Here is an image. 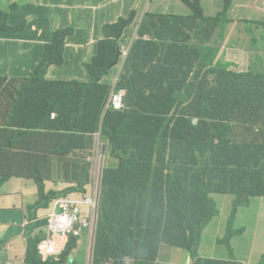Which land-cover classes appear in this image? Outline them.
<instances>
[{
  "label": "trees",
  "instance_id": "trees-1",
  "mask_svg": "<svg viewBox=\"0 0 264 264\" xmlns=\"http://www.w3.org/2000/svg\"><path fill=\"white\" fill-rule=\"evenodd\" d=\"M129 23L121 19L104 29L105 39L88 65L89 82L59 84L63 107L57 112L58 120L51 122L50 113L47 118L32 116L44 131L4 132L8 142L0 143V154L9 158L3 148L17 147L36 157V165L28 171L21 168L19 176L35 179L43 188L47 180H53L59 164L48 162L47 155L66 157L75 150H87V136L101 133L113 164L103 172L93 264H168L159 260L163 246L192 252L193 264H243L222 255L220 248L213 250V258L196 255L195 250L218 212L212 194L234 197L232 215L249 205L251 198H264V134H254L264 132V75L241 74L219 62L212 66L205 54L190 63L185 57L180 61L178 52L167 55L169 37L162 36L164 25L148 14L116 85L104 84L103 77L117 66L116 58L121 56L117 40ZM60 46L64 41L60 40ZM55 55L59 58L61 52ZM197 64L206 75L190 86L183 79ZM146 66L161 69L145 73ZM121 90L127 95L124 107L116 110L111 96ZM22 95L38 97L39 105L51 111L57 93L38 96L32 87ZM14 106L16 117H27L19 111L15 97ZM10 178L0 160V179ZM88 182L87 178L67 193H85ZM43 224L47 221L39 226ZM81 238L70 236L58 258L47 261L32 245L28 262L66 264Z\"/></svg>",
  "mask_w": 264,
  "mask_h": 264
},
{
  "label": "crops",
  "instance_id": "crops-1",
  "mask_svg": "<svg viewBox=\"0 0 264 264\" xmlns=\"http://www.w3.org/2000/svg\"><path fill=\"white\" fill-rule=\"evenodd\" d=\"M251 1L0 0V143L8 142L4 132L10 133L17 128L30 133L44 131L32 116L47 118L50 113L51 122L58 120L57 112L60 113L63 107L59 84L90 81V73L85 75L84 69H88L97 55L99 44L105 39L104 29L121 19H127L125 21L130 23L121 29L117 43L119 49L123 47L122 43L130 44L129 53L140 38L141 25L149 14L158 17L164 25L162 36L169 37L167 55L178 52L180 61L185 57V61L190 63L198 54H205L212 66L219 62L230 65V69L241 74L264 75V0H256L260 3V9L246 14L251 9L248 6ZM246 22H250V25L247 26ZM60 40L64 41L63 48H60ZM89 46L96 48V55L87 64L84 49ZM58 51L61 52L59 58L55 55ZM121 56H118L115 62L117 66L112 73L103 77L102 83L107 78L109 83L104 84L116 85L123 66L119 64ZM196 67L197 70L191 69L189 76L184 77L185 82L200 81L205 77L198 64ZM160 69L158 66H146L144 72L156 73ZM195 71L197 75L193 77ZM147 78L158 80L159 76ZM32 87L38 96L52 97L57 93L52 112L39 105L38 97L22 95L30 92ZM14 97L18 100L19 111L27 117H16L14 114ZM254 134H264L263 129ZM89 137L87 144L93 139L94 143L88 145L87 150H77L75 153L86 158L78 167H74L71 160H68V166L60 164L62 159L73 158L72 154L66 157L47 155L50 157L48 162L59 164L54 168L53 180H47L43 188L37 180L19 176L23 174L20 169L28 171L36 165L37 158L24 154L17 147L3 148L10 156L0 160L4 163V172L12 178L0 179V264H29L28 249L34 245L38 251L42 241L47 238V216L53 203L60 198V193L79 188V184L86 182L87 178L89 182L85 187L88 189L87 186L98 177L94 157L98 156L100 148L106 155L101 177L104 169L113 164L107 158L108 145L102 140L101 133ZM33 146L31 140L29 147ZM14 153L20 156L15 158ZM10 159L19 162V167L9 162ZM253 201L264 209V198L252 199L250 204ZM45 221L47 224L39 226ZM83 238L79 240L73 255L83 245H86L88 253L87 243H81ZM205 244L208 243L198 245L196 255L204 249ZM209 244L211 247L205 252V257L213 258V250L219 248L220 243ZM94 246L95 243L91 252L92 262ZM220 250L222 255L248 264L232 243H225ZM185 251L163 246L159 260L168 264H193L192 252Z\"/></svg>",
  "mask_w": 264,
  "mask_h": 264
},
{
  "label": "rangeland",
  "instance_id": "rangeland-1",
  "mask_svg": "<svg viewBox=\"0 0 264 264\" xmlns=\"http://www.w3.org/2000/svg\"><path fill=\"white\" fill-rule=\"evenodd\" d=\"M248 6L251 9L247 11L246 14L255 12L256 8L257 10L260 9V3H258L256 0H253L250 3H248ZM262 10H264V7H262ZM122 20L125 21L127 19H122ZM122 45L123 47L120 48V51L122 53V56L119 59L120 65L124 64L126 60V56L130 50V46H129L130 44L122 43ZM259 45H257V48L259 47ZM84 55L87 59V64H88V61L90 59H93V57L96 55V48L90 46L86 47L84 49ZM195 68L196 70L198 69L197 67ZM84 73L85 75L89 74L87 67L84 69ZM196 74L197 71L194 72L193 77H195ZM203 74L206 73L203 72ZM103 82L109 83V79L106 78L103 80ZM191 84L192 81H189L190 86ZM53 132L57 133L55 131ZM51 138L56 139L57 136L52 135ZM87 138L90 139L89 136ZM93 143H94V139L88 142V145H92ZM51 144L53 143L51 142ZM75 151L76 152L72 153L73 158L62 159L60 161V164H63L65 160H71L73 166L78 167L81 164V162L86 158L85 156H82L80 154L75 155V153H77V150ZM3 155L4 152L3 154H0V158H2ZM105 158L106 155L100 148L98 152V156L94 157V163L95 165H97L98 177L92 184L87 186L88 189H90L89 193L96 190L101 194V184H102L101 174H102V167ZM67 191L68 190H65L62 193H60L59 195L60 200L65 199L71 195V193H67ZM212 198L215 204L217 205L216 211L218 212L215 213V215L212 217L209 226L206 228V230L202 235L201 243H208V244L204 245V249H203L204 251L199 250L198 253L202 255H206L205 252H208L211 247L209 243H220L219 244L220 249H223L225 247V243H232L236 249L241 251L242 254L241 258L245 259V261L248 264H264V209H261L262 206L259 205L257 201H253L251 202V204L247 206L240 207L234 218V215H232L234 208L233 197L228 195L214 194L212 195ZM97 220L98 219L95 220L94 229L91 238H88V231L87 230L84 231V238L81 243H87L88 253H87L86 245L79 247L78 252L73 255L74 258L73 261H76V264H93L91 260V252H92L93 243H95L96 233L94 234V231H95V226L97 225ZM188 256H190V254Z\"/></svg>",
  "mask_w": 264,
  "mask_h": 264
},
{
  "label": "built area",
  "instance_id": "built-area-1",
  "mask_svg": "<svg viewBox=\"0 0 264 264\" xmlns=\"http://www.w3.org/2000/svg\"><path fill=\"white\" fill-rule=\"evenodd\" d=\"M126 95L127 91L121 90L118 94L111 96L114 109L121 110L124 107ZM97 206L96 196L87 198L77 193L55 201L47 216L48 236L38 248L42 259L44 261L57 259L72 235L83 237V232L87 230L89 237H91L95 220L98 218V215L95 214ZM85 207H87V211Z\"/></svg>",
  "mask_w": 264,
  "mask_h": 264
},
{
  "label": "clouds",
  "instance_id": "clouds-1",
  "mask_svg": "<svg viewBox=\"0 0 264 264\" xmlns=\"http://www.w3.org/2000/svg\"><path fill=\"white\" fill-rule=\"evenodd\" d=\"M129 54V53H128ZM128 54H127V56H128ZM127 56H126V58H127ZM118 58V57H117ZM117 58H116V60H117ZM116 62V61H115ZM125 63V62H124ZM105 170V169H104ZM104 172V171H103ZM102 178H103V176H102ZM97 179V178H96ZM95 179V180H96ZM88 185V184H87ZM85 189H86V192L85 193H83V192H80V191H76V192H73V193H77V194H81V195H83V196H85V197H87V198H92L93 196H96V198H97V200H98V206H97V209H96V212H95V214H97L98 215V212H99V205H100V193L98 192V191H96V190H94V191H92L91 193H89V190L90 189H87L86 187H85ZM73 193H71V194H73ZM212 195H214V194H212ZM212 195H211V198H212ZM220 195H222V194H220ZM228 196H230V195H228ZM231 197H233V196H231ZM256 198H258V197H256ZM252 199H255V198H251L250 199V201L252 200ZM212 200H213V198H212ZM214 201V200H213ZM233 201H234V197H233ZM215 203V202H214ZM216 205V204H215ZM216 207H217V205H216ZM85 210L87 211V207H85ZM238 211V210H237ZM236 214H237V212H236ZM236 214L234 215V217L236 216ZM98 219V218H97ZM94 234H95V231H94ZM84 236V235H83ZM92 237V236H91ZM91 237H89V235H88V238H91Z\"/></svg>",
  "mask_w": 264,
  "mask_h": 264
},
{
  "label": "water",
  "instance_id": "water-1",
  "mask_svg": "<svg viewBox=\"0 0 264 264\" xmlns=\"http://www.w3.org/2000/svg\"><path fill=\"white\" fill-rule=\"evenodd\" d=\"M66 264H73V257L71 256Z\"/></svg>",
  "mask_w": 264,
  "mask_h": 264
}]
</instances>
